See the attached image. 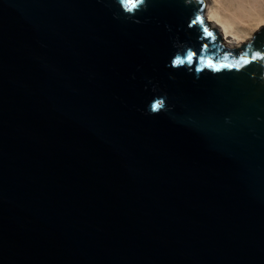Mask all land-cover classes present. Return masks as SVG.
<instances>
[{
    "label": "water",
    "instance_id": "95a60500",
    "mask_svg": "<svg viewBox=\"0 0 264 264\" xmlns=\"http://www.w3.org/2000/svg\"><path fill=\"white\" fill-rule=\"evenodd\" d=\"M203 10L0 0V264H264V31Z\"/></svg>",
    "mask_w": 264,
    "mask_h": 264
},
{
    "label": "bare ground",
    "instance_id": "6f19581e",
    "mask_svg": "<svg viewBox=\"0 0 264 264\" xmlns=\"http://www.w3.org/2000/svg\"><path fill=\"white\" fill-rule=\"evenodd\" d=\"M204 19L210 30L230 48L245 43L250 34L264 31V0H202Z\"/></svg>",
    "mask_w": 264,
    "mask_h": 264
},
{
    "label": "snow or ice",
    "instance_id": "6c2138e0",
    "mask_svg": "<svg viewBox=\"0 0 264 264\" xmlns=\"http://www.w3.org/2000/svg\"><path fill=\"white\" fill-rule=\"evenodd\" d=\"M205 31H207V29H205ZM209 35H210V33H209ZM191 58H192V54L189 53V54H188V59L191 60ZM255 58H256V57H253V59H255ZM182 62H183V61H181L180 59H177V60H176V63H177V64H180V63H182Z\"/></svg>",
    "mask_w": 264,
    "mask_h": 264
},
{
    "label": "rangeland",
    "instance_id": "374dc122",
    "mask_svg": "<svg viewBox=\"0 0 264 264\" xmlns=\"http://www.w3.org/2000/svg\"><path fill=\"white\" fill-rule=\"evenodd\" d=\"M203 16H204V14H203ZM208 28H209V26H208Z\"/></svg>",
    "mask_w": 264,
    "mask_h": 264
}]
</instances>
